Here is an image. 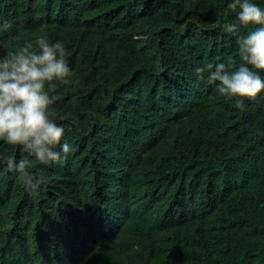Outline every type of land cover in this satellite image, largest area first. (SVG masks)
I'll list each match as a JSON object with an SVG mask.
<instances>
[{
    "label": "trees",
    "instance_id": "obj_1",
    "mask_svg": "<svg viewBox=\"0 0 264 264\" xmlns=\"http://www.w3.org/2000/svg\"><path fill=\"white\" fill-rule=\"evenodd\" d=\"M225 9L0 0V56L47 35L74 73L48 89L71 151L33 160L35 190L0 141V264H264V93L238 108L193 71L241 63Z\"/></svg>",
    "mask_w": 264,
    "mask_h": 264
},
{
    "label": "clouds",
    "instance_id": "obj_2",
    "mask_svg": "<svg viewBox=\"0 0 264 264\" xmlns=\"http://www.w3.org/2000/svg\"><path fill=\"white\" fill-rule=\"evenodd\" d=\"M225 11L235 13L223 30L236 37L241 63L233 68L218 61L193 71L197 80L213 84L221 96L243 108L264 93V6L257 0H226ZM10 28V22H0V31ZM68 55L60 40L39 35L0 56V141L19 146L25 153L19 159L9 156L7 168L26 189L35 190L46 178L44 168L31 170L33 160L47 166L71 151L65 127L56 122L48 91L73 83Z\"/></svg>",
    "mask_w": 264,
    "mask_h": 264
}]
</instances>
